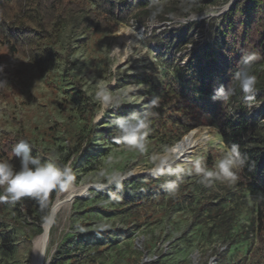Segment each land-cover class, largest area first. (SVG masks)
I'll return each mask as SVG.
<instances>
[{"label":"rangeland","instance_id":"374dc122","mask_svg":"<svg viewBox=\"0 0 264 264\" xmlns=\"http://www.w3.org/2000/svg\"><path fill=\"white\" fill-rule=\"evenodd\" d=\"M230 2L217 0L189 14L184 0H164L162 4L175 6L172 21H148L145 29L131 19L100 37L87 38L71 22L58 41L61 55L68 49L66 58L43 69L20 58L1 60L0 81L6 86L0 85V152L8 135L26 136L44 163L70 166L69 184L84 187L74 194L79 197L60 207L41 264L54 259H61L54 264H264V240L250 231L254 212L249 198L236 188V181H215L209 186L195 172L197 158L213 168L225 149L210 117L200 118L190 131L197 129L207 142L195 150L191 161L169 167L158 168L162 161H173L171 147L190 132L169 149L147 136L145 151L126 144L114 146L106 136L119 135L113 123L117 117L131 119L134 113H144L153 100H161L160 83L171 68L166 53L148 43L147 35L204 22L202 32L193 31L192 44L181 52L180 64H184L190 49L213 40L215 27L234 3ZM119 32L127 34L125 42ZM100 84L115 98L103 114L95 97ZM248 107L264 124V99ZM90 129L89 145L79 138L76 144L68 142L78 130ZM171 129L167 139L177 128ZM0 160H4L1 155ZM114 182L128 183L133 195L147 190L146 197L134 207L119 204L103 194ZM6 187L0 186L5 195ZM220 199L222 209L233 216L228 228L216 225L206 213L194 218L201 204ZM45 220L38 210L28 216L11 197L0 198V264H30L33 241Z\"/></svg>","mask_w":264,"mask_h":264},{"label":"trees","instance_id":"16d2710c","mask_svg":"<svg viewBox=\"0 0 264 264\" xmlns=\"http://www.w3.org/2000/svg\"><path fill=\"white\" fill-rule=\"evenodd\" d=\"M162 1L164 0H0V62L3 58H20L43 69L51 61L66 58L68 49L61 55L58 41L64 28L71 22H75L76 29L87 38L100 37L112 31L118 23H128L131 19L145 29L148 28V21L170 22L176 11L175 6L171 3L162 4ZM184 3L190 7L189 14H196L207 4L215 5L217 0H184ZM203 23L188 22L163 30L160 34L153 30L147 35L148 43L155 44L160 51L166 53L165 61L171 68L160 83V102L143 111L155 113L150 117L148 137L153 141H160L169 149L195 128L200 118L210 117L222 144L225 147L239 145L242 155L246 157L244 167L238 170L239 179L235 186L252 202L254 217L250 223V231L258 239L264 240V124L259 122L258 116L250 114L248 107L249 104L264 99V70H261L264 66V0H236L215 27L213 40L195 45L186 53L185 63L180 64L183 58L181 52L192 44L193 31L202 32ZM251 52L258 53L261 58L244 65L243 56ZM241 70H249L257 77L254 94L258 96H254L252 102L244 99V93L235 81V74ZM230 85L235 91L227 100L212 98L221 86L227 89ZM166 112L169 113L168 117ZM173 127L177 129L167 139V132ZM92 135L93 129L87 133L78 130L68 142L76 144L79 138L89 145ZM106 136L111 139L112 145H123L117 143L116 137H110L114 135ZM22 139L29 142L26 136L8 135L0 152L1 157L17 171L21 161L12 149ZM31 149V155L43 164L38 151L33 147ZM133 184L139 185L136 182ZM128 185L114 182L103 194L116 199L119 204L127 203L134 207L142 203L147 190L133 195ZM56 189L41 193L39 198L25 196L15 201L28 216L38 210L42 217H46ZM0 198L7 199L1 188ZM223 202L220 199L217 203L201 204L195 210L194 218L206 213L216 225L228 228L233 216L222 209ZM2 242L5 245V239ZM60 260L54 259L50 264L56 261L59 263Z\"/></svg>","mask_w":264,"mask_h":264},{"label":"clouds","instance_id":"9594fccd","mask_svg":"<svg viewBox=\"0 0 264 264\" xmlns=\"http://www.w3.org/2000/svg\"><path fill=\"white\" fill-rule=\"evenodd\" d=\"M155 15V13L153 14ZM256 52L246 53L242 60L244 65L260 59ZM235 81L246 101H254L257 77L249 70H241L235 74ZM0 85L6 86L4 81ZM235 88L229 86L225 89L221 86L216 90L215 99L227 100L234 94ZM95 97L101 104L102 112L112 106L115 98L107 88L100 84L95 92ZM157 100H153L151 106H155ZM155 113L146 111L142 116L135 113L131 119L117 117L113 123L119 135L116 137L117 143L126 144L136 150H146V137L151 123L150 117ZM31 145L27 140H20L12 149L16 157L20 158L21 166L17 171L12 164L5 160H0V186L7 185L6 196L13 200L21 199L25 196L39 198L41 193L54 188H65L73 179V171L70 166H57L54 162L41 163V161L31 155ZM246 163V157L242 155L240 146L232 144L226 146L223 155L220 156L213 168H209L204 158H197L194 161L195 172L201 175V183L211 185L215 181H236L239 179L238 170L242 169ZM98 187L105 185L99 184ZM174 185L169 184V187ZM47 219V217H45Z\"/></svg>","mask_w":264,"mask_h":264},{"label":"bare ground","instance_id":"6f19581e","mask_svg":"<svg viewBox=\"0 0 264 264\" xmlns=\"http://www.w3.org/2000/svg\"><path fill=\"white\" fill-rule=\"evenodd\" d=\"M119 35H120V41L125 42V40L127 39V34H123L119 32ZM196 130L190 132L188 135L182 138V140H180L178 143H176L171 148V154H172L171 160H173V163H178V162H183V161L185 162L188 160L191 161L192 160L191 156L194 155L195 150L198 149L202 144L207 142L208 140L207 137L206 136L202 137L198 135L197 134L198 131ZM190 161L189 163H191ZM162 162L167 163V161H162ZM83 189L84 187L73 188L70 184H68L67 187L63 189L59 188L55 202L60 203L74 194L83 192ZM64 194L66 195L64 196ZM70 202L71 201L64 203L62 205H59L58 207L52 208L51 212L47 216V219L43 223L42 233L38 237H36L33 241L31 264H40L42 262L41 261L42 251L45 252L46 246L48 244L49 232L53 225L55 216L57 215L61 206H64ZM42 260H43V257H42Z\"/></svg>","mask_w":264,"mask_h":264},{"label":"water","instance_id":"95a60500","mask_svg":"<svg viewBox=\"0 0 264 264\" xmlns=\"http://www.w3.org/2000/svg\"><path fill=\"white\" fill-rule=\"evenodd\" d=\"M234 1H235V0H231V2L229 3V5L232 4ZM229 5H228V6H229ZM172 164H173V161H172V162H169V163H162V164L159 165L158 168L169 167V166H171ZM155 172H156V171H152V173H155ZM130 176H131V174H130V175H126L123 179H124V180H125V179H128ZM56 196H57V194H56ZM56 196H55V198H54V200H53V202H52V205L50 206L49 213L51 212L52 208H54V207H58L59 205H62V204H64V203H67V202H69V201H72L74 198L79 197V196H77V195H72L71 197L65 199L64 201H62V202H60V203H56V202H55V201H56ZM42 226H43V225H42ZM43 255H44V251H42L41 261H42V257H43ZM31 260H32V258H31ZM30 264H31V262H30ZM40 264H41V263H40Z\"/></svg>","mask_w":264,"mask_h":264}]
</instances>
